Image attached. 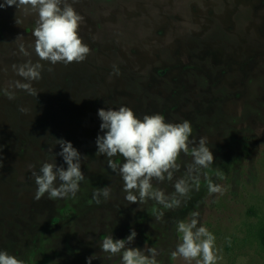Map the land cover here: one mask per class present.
Returning a JSON list of instances; mask_svg holds the SVG:
<instances>
[{
    "label": "rangeland",
    "instance_id": "1",
    "mask_svg": "<svg viewBox=\"0 0 264 264\" xmlns=\"http://www.w3.org/2000/svg\"><path fill=\"white\" fill-rule=\"evenodd\" d=\"M68 2L84 17L79 34L90 47L85 61L68 65L39 61L35 15L0 8V250L25 264H87L93 254L91 264H121L100 244L108 235L126 239L134 229L131 247H155L158 264H186L171 258L180 241L175 222L198 212L199 224L216 237L218 264H264L257 236L264 221V0ZM20 35L31 56L19 51ZM29 59L43 64L35 95L16 86L26 81L13 69ZM121 106L139 118L188 120L192 138L207 137L215 157L201 173L224 194H209L201 175L200 190L180 198L178 208L152 200L129 204L122 178L96 155L97 136L104 134L99 109ZM57 139L85 157V181L74 198L36 201L29 165L37 173L54 160L67 167L55 156L62 151ZM191 160L181 155L174 180L154 181V187L174 193ZM105 186L110 196L97 204L93 192ZM157 211L164 212L160 221Z\"/></svg>",
    "mask_w": 264,
    "mask_h": 264
},
{
    "label": "clouds",
    "instance_id": "2",
    "mask_svg": "<svg viewBox=\"0 0 264 264\" xmlns=\"http://www.w3.org/2000/svg\"><path fill=\"white\" fill-rule=\"evenodd\" d=\"M12 6L23 16L37 17L32 36L34 52L39 61L52 65H68L87 59L90 47L79 34L84 17L68 0H4V3L0 4V8ZM16 22L20 23L17 16ZM15 42L24 56H31L25 47L23 35L18 36ZM39 61L32 63L29 59L26 63L13 65L17 75L26 81H17L16 86L30 95L36 94L33 82L42 78L43 64ZM20 111L27 113L28 109L21 107ZM98 116L102 121L100 130L104 134L97 136L96 155L105 156L108 167L122 178L125 199L129 204L143 205L152 200L164 209L178 208L182 203L180 198L189 197L193 188L200 190L201 175L207 181L209 194L219 196L226 191L222 185L214 183L208 177L207 171L201 173L202 169L207 170L214 164L215 157L207 146V137H200L198 141L192 138L193 128L188 120L170 123L162 114L144 115L139 118L126 106H121L118 110L101 108ZM57 144L62 151L55 156L63 157L66 168L63 165L58 166L54 160L43 163L37 173L34 170L35 165H29L37 186L34 194L36 201L45 195L50 200L74 198L81 182L85 181L81 169V161L85 157H82L69 141L57 139ZM181 155H190L192 160L186 165L185 177L175 180L174 193L169 195L154 187V181L162 183L165 180H174L175 174L181 169ZM117 156L123 158L122 164L114 159ZM110 193L109 186L97 188L93 192V199L100 204L102 199L109 198ZM153 215L156 221H160L164 212L157 211ZM198 217L199 213L194 212L190 220L175 222L180 241L171 252V258L182 259L186 264H218L222 257L215 244L216 237L208 228L199 224ZM136 236L134 229L126 239H114L112 235H108L102 240L100 249L108 254L109 259L120 257L121 264H158L157 257L160 253L155 247H148L147 244L143 249L130 246ZM93 259H97L96 254L87 258V264H91ZM0 264L25 262L6 250H0Z\"/></svg>",
    "mask_w": 264,
    "mask_h": 264
},
{
    "label": "trees",
    "instance_id": "3",
    "mask_svg": "<svg viewBox=\"0 0 264 264\" xmlns=\"http://www.w3.org/2000/svg\"><path fill=\"white\" fill-rule=\"evenodd\" d=\"M257 236L260 241V244L264 248V221L260 224L258 230H257Z\"/></svg>",
    "mask_w": 264,
    "mask_h": 264
}]
</instances>
